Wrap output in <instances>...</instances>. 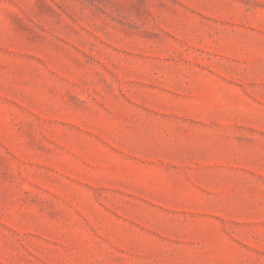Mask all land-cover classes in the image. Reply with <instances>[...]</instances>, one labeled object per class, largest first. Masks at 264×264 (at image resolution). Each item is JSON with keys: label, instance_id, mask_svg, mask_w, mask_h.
<instances>
[{"label": "rangeland", "instance_id": "rangeland-1", "mask_svg": "<svg viewBox=\"0 0 264 264\" xmlns=\"http://www.w3.org/2000/svg\"><path fill=\"white\" fill-rule=\"evenodd\" d=\"M0 264H264V0H0Z\"/></svg>", "mask_w": 264, "mask_h": 264}]
</instances>
